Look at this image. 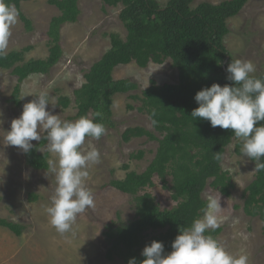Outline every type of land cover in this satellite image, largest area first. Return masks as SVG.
Segmentation results:
<instances>
[{
    "label": "rangeland",
    "instance_id": "1",
    "mask_svg": "<svg viewBox=\"0 0 264 264\" xmlns=\"http://www.w3.org/2000/svg\"><path fill=\"white\" fill-rule=\"evenodd\" d=\"M50 0H27L20 5L30 19L32 29L24 21L12 27L8 51H25L24 60L45 58L49 55V27L61 11ZM165 5L169 0H158ZM225 0H193L192 7L202 2L218 4ZM81 13L76 22H66L60 28V43L63 56L48 74H31L21 84L19 99L21 105L12 101L18 77L12 69L0 68V217L24 225L18 236L10 229L0 226V264H126L117 253L109 257L111 248L107 231L110 225H118L137 217L133 196L110 185L112 179H121L127 171L123 165L130 164V170L144 171L155 155L157 141L146 136L135 137L124 142L122 135L128 127L142 126L154 131L149 115L141 112L139 101L129 97L131 93L141 95L142 91L156 80L160 84L178 81V70L171 59L164 63H150L140 67L135 62L120 65L114 70V78H128L139 88L132 92L114 96L113 120L115 127L109 128L99 140L86 138L85 149L95 147L101 154L98 164L88 168L86 186L94 195V207L78 215L73 225L74 235L59 234L49 223L46 208L51 205L54 191V176L47 170H36L26 162V154L14 146H6L3 137L10 129L12 119L17 118L23 104L41 92L54 98L53 112L62 120L75 121L77 107L74 91L85 82V74L93 63L110 49V32L123 38L127 29L120 19L123 6L105 4L103 0H79ZM230 32L224 44L234 59L252 61L257 71L264 72V0H249L242 10L228 21ZM61 96L71 99L69 107L58 104ZM132 104L134 109H128ZM51 108V105H49ZM158 134V133H157ZM238 139L226 147L222 167L232 176L234 187L225 195L209 183L203 191L220 199L219 222L222 231L217 240L233 255L246 254L248 264H264V221L250 217L244 212L245 188L255 179V163L237 152ZM33 144L37 141H33ZM145 150L142 160L131 158L132 153ZM42 152L48 151L46 145ZM49 152V151H48ZM50 153V152H49ZM56 160L50 153L49 160ZM155 185L147 187L162 208H172L177 203L172 192L163 187L158 177ZM171 184V177H168ZM143 192V191H142ZM34 193L37 198L32 199ZM203 216V215H202Z\"/></svg>",
    "mask_w": 264,
    "mask_h": 264
},
{
    "label": "trees",
    "instance_id": "2",
    "mask_svg": "<svg viewBox=\"0 0 264 264\" xmlns=\"http://www.w3.org/2000/svg\"><path fill=\"white\" fill-rule=\"evenodd\" d=\"M23 1L27 0H6L17 8L27 29H32L30 19L20 8ZM103 1L108 5L123 6L119 16L127 35L123 38L119 33H109L110 49L93 63L85 74L86 82L74 91L78 110L76 119L87 115L102 123L107 130L115 127L114 96L139 88L131 79L114 78V70L120 65L135 62L144 68L150 63L162 64L171 59L178 70L177 82L160 84L151 80L152 84L141 95H129L140 102L138 109L149 115L154 131L142 126L128 127L122 135L124 142L146 136L151 141H157L158 146L144 171L130 170V164L126 163L123 165L126 176L110 182L119 191L133 196L137 217L109 226L106 232L111 242L109 257L117 253L126 264L135 257L139 264L144 259L141 253L146 245L153 240L162 241L165 252H170L179 227H188L194 219L202 217L207 201L203 191L208 183L225 195H230L234 187L232 176L222 167L223 153L236 139L233 131L213 128L210 122L196 121L190 114L199 106L194 99L199 90L213 83L221 86L231 83L226 79V69L231 60L236 59L230 56L224 38L230 32L228 21L249 0H225L218 4L202 2L196 7H192L193 0H169L165 5L158 0ZM49 2L61 11L50 22L49 55L25 61L24 53L31 49L28 46L25 51L11 50L0 57V68L12 69L18 77L12 100L18 105H21L22 82L31 74H48L60 61L63 56L60 28L66 22H76L81 13L79 0ZM254 76L264 78V72ZM58 104L67 108L71 99L61 96ZM128 109L132 110L134 106L128 104ZM46 144L45 140L37 142L26 154V162L31 168L48 169L50 153L41 151ZM237 145V152L242 155L241 142L238 141ZM218 152L222 157L220 161L215 159ZM145 153V150H140L132 153L131 158L142 160ZM155 177L172 192V199L177 203L172 208H162L154 195L145 191L155 185ZM168 177H171V184ZM30 197L37 198L34 193ZM243 197L244 212L264 221V171L255 173V179L247 185ZM0 226L18 236L24 230V225L1 217ZM221 231L219 227L206 234L217 239Z\"/></svg>",
    "mask_w": 264,
    "mask_h": 264
},
{
    "label": "clouds",
    "instance_id": "3",
    "mask_svg": "<svg viewBox=\"0 0 264 264\" xmlns=\"http://www.w3.org/2000/svg\"><path fill=\"white\" fill-rule=\"evenodd\" d=\"M18 17L14 5L0 0V57L7 55L11 30ZM226 71V79L231 83L223 86L213 83L199 90L194 97L199 106L190 116L196 121L210 122L213 128L232 130L241 142L242 156L255 163V172L264 171V78L253 75L257 69L249 60L232 59ZM56 106L49 94L35 95L23 104L21 114L12 119L3 140L6 146H14L24 154L35 147L33 141L47 142V150L56 160L48 161L46 171V176L50 172L55 181L46 213L59 234L74 235L73 225L78 215L94 207V195L86 186V179L89 166L101 159L97 148L85 149L86 138L99 140L107 129L87 115L75 121L62 120L60 115L53 114ZM215 159H222L219 152ZM220 211V199L209 195L203 216L194 219L188 227H179L170 252H165L162 241L153 240L142 250L144 259L139 264H248L246 254L233 255L206 234L220 227ZM128 264L138 261L133 257Z\"/></svg>",
    "mask_w": 264,
    "mask_h": 264
},
{
    "label": "water",
    "instance_id": "4",
    "mask_svg": "<svg viewBox=\"0 0 264 264\" xmlns=\"http://www.w3.org/2000/svg\"><path fill=\"white\" fill-rule=\"evenodd\" d=\"M228 58H229V56L227 57V60H228ZM227 60H226V61H227ZM226 61H225V62H226Z\"/></svg>",
    "mask_w": 264,
    "mask_h": 264
}]
</instances>
